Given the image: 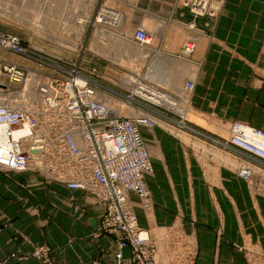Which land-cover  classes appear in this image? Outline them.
Listing matches in <instances>:
<instances>
[{"label": "crops", "instance_id": "crops-1", "mask_svg": "<svg viewBox=\"0 0 264 264\" xmlns=\"http://www.w3.org/2000/svg\"><path fill=\"white\" fill-rule=\"evenodd\" d=\"M123 1L131 18L120 39L132 41L145 24L152 28L150 71L164 88L165 61L182 50L192 15L181 0ZM114 16L107 10L101 23L119 26ZM195 23V49L181 58L177 71L182 86L196 66L189 105L199 121L189 120L183 129L188 141L160 123L139 127L153 166L145 176L152 213H144L135 194L128 196L139 227L157 245L162 241L155 234L164 229L178 228L192 240L193 264H247L242 246L260 249L264 262V194L251 191L236 173L242 162L261 161L227 142L233 121L264 130V0H225L217 16L197 17ZM195 140L205 152L194 148ZM102 213L88 191L45 182L34 172L0 171V258L42 264L32 254L46 245L55 264H110L115 236L98 234Z\"/></svg>", "mask_w": 264, "mask_h": 264}, {"label": "built area", "instance_id": "built-area-1", "mask_svg": "<svg viewBox=\"0 0 264 264\" xmlns=\"http://www.w3.org/2000/svg\"><path fill=\"white\" fill-rule=\"evenodd\" d=\"M184 5L195 15L213 17L217 12L210 0H185ZM133 38L139 45L151 41L149 31L143 28H137ZM0 43L24 54L28 50L11 35L0 33ZM194 46L189 40L184 51L190 54ZM55 68L63 69L60 65ZM74 68L62 74L35 73L37 105L0 103V171L34 172L46 181L92 193L103 207L98 234L115 236L114 261L110 264H193L194 244L178 228L168 229L162 239L166 261L163 259L159 244L148 230L139 227L128 196L135 194L145 214L152 213L154 203L145 176L153 172V166L139 127L154 126L155 118L147 112L134 116L116 113L106 105L104 92L94 81ZM30 73L25 66L0 61V93L20 91L28 83ZM134 83L135 93L131 89L129 95H120L125 99L133 96V103L153 113L160 114L156 108L163 105L173 109V104L179 103L157 86H145L141 80ZM10 85L16 88L10 89ZM193 88L194 80L189 79L183 93L189 95ZM227 142L261 161L245 162L236 173L251 190L264 194V130L234 121ZM126 248L128 256L124 254ZM239 249L245 251L249 264H262L263 256L245 247ZM49 254V248L42 246L32 256L42 264H54ZM0 264H5V260L0 259ZM84 264L101 263L91 260Z\"/></svg>", "mask_w": 264, "mask_h": 264}, {"label": "rangeland", "instance_id": "rangeland-1", "mask_svg": "<svg viewBox=\"0 0 264 264\" xmlns=\"http://www.w3.org/2000/svg\"><path fill=\"white\" fill-rule=\"evenodd\" d=\"M184 1L185 0H181L182 4H184ZM218 1L221 3H218ZM122 3H124L123 0H0V33L16 37L19 40V44L22 47L28 49L26 54H24L12 49H7L0 43V61L1 63H14L28 68L31 72L29 76H33L31 79L33 81L31 86H33V88L34 82L37 79V75L35 73L43 72L46 74H62V72H66V70H73V68L76 66V69L74 68L75 71H77L78 67V70L83 75L94 81V84L97 86V88L104 92L102 96L107 95L108 98L112 100L111 104H113L111 106L116 105L113 100L118 101L122 107L124 106V114L122 112L121 115L134 116L147 112L155 118L154 125L160 123L165 131L171 132L176 136L180 135L183 139L188 141L189 138L183 133V129L185 126H188L189 120L199 121L190 111V94L187 95L183 93L184 84L182 86L179 85L180 87L177 86V88L174 87L175 82L174 85L168 84V80L166 81L165 79L164 83L167 86L173 88V90L167 86L163 88L153 81L154 75L150 71L152 60L150 61V50L148 49L149 44L139 45V43L135 42L133 37L132 41H126L122 38L120 39V33L123 32L121 29H125L127 27L131 18L130 13L128 14V11L126 12V8ZM224 3L225 0H210V5L212 4V6L217 9L216 15L213 17L217 16L222 11ZM184 7L187 8L192 15L191 20L187 21L186 23L188 32L185 34L184 43L189 40H192L195 43V40H193L196 39L195 19L197 17L211 16L207 14L195 15L189 6L184 5ZM121 9L126 13L125 16L127 20H123V17H121ZM107 10L115 13L116 16H114L115 19H113V24L118 23L120 24L119 27H110L101 23L103 22V18ZM97 17H99L101 20L99 21ZM81 19H86V21L84 22L82 20V22H78V20ZM120 21L122 22L119 23ZM143 29L149 31V34L151 35V41L149 43L153 44L154 39L152 29H150L147 24H145ZM99 36L102 37L99 38ZM107 39L109 42H107ZM108 43L110 46H107ZM131 44L134 45L133 47H139V49L142 50L143 55L141 54L139 60L135 52H131L133 56L130 55L131 53L129 54V52H124L130 50L128 47L131 48ZM193 49H195V46ZM192 53L193 52L187 54L184 51L183 46L182 50L178 54H175L173 58H180V62L181 58L188 59L189 55ZM144 55H146V57ZM12 57L15 58L13 59ZM59 65L62 66L63 69L58 70L55 68V66ZM181 66L182 65H180L178 68H175L174 70L177 78L179 76L177 70L180 69ZM195 71L196 66L195 69L192 70V74L186 75L187 80H195ZM150 74L152 76H150ZM175 75L173 74V76ZM122 76H126L128 78L130 77L134 82L141 80L142 84L145 86H157L160 90L168 93L171 98L178 100L179 103H174L173 109L169 108L168 105H163V107L156 108L160 114L153 113L152 111L145 109V107H142L135 102L133 103L132 99L129 98L131 95L128 97V99H125L121 96L122 94L129 95L131 91V87L123 85V82L127 80L122 78ZM3 82L6 83L8 80ZM8 87H10V89L16 88L14 85H10ZM23 90L24 89L22 88L20 91L11 92V95L7 94L6 96H9L7 97L8 99L12 98L18 100V98H21L19 96H22L20 94L23 93ZM1 98L2 100L7 99L6 97L4 98V95L0 93V99ZM22 99L25 98L22 97ZM136 99L137 101L143 103L140 98L136 97ZM122 100H125V102ZM19 105H21V103H19ZM127 108H130V110H133L136 113L129 115V110L127 111L128 113L124 111ZM175 108L183 109L184 113L186 112L185 117L181 113L174 111ZM170 120H174L178 125H175V123ZM181 121L184 122V124H179ZM196 143L200 144L199 141L195 140L193 142L194 148L196 150H201L202 153L205 152V150L197 148L198 144ZM243 164H245V162H242L240 165L236 166V169ZM43 181L48 182L44 179ZM245 182L247 183L246 180ZM247 186L250 189L248 183ZM167 231L168 230L164 229L155 234L158 235L156 237L162 241V243L159 245V250L162 252L161 256L165 261V242L162 239L166 235ZM242 247L251 249L259 256L263 255L260 249L247 246ZM240 251L244 252L245 254L244 250ZM49 255L52 262L55 264L51 254ZM14 256L15 255L13 254L11 255L12 258ZM0 259L5 260V264H7L6 259ZM260 261L262 264H264L263 258ZM247 264H249L248 261Z\"/></svg>", "mask_w": 264, "mask_h": 264}, {"label": "bare ground", "instance_id": "bare-ground-1", "mask_svg": "<svg viewBox=\"0 0 264 264\" xmlns=\"http://www.w3.org/2000/svg\"><path fill=\"white\" fill-rule=\"evenodd\" d=\"M167 11V10H166ZM120 17V16H119ZM122 17V16H121ZM98 18V20L100 21L101 19L99 18V17H97ZM115 19V18H114ZM82 20L85 22L86 21V19H81V20H78V22L80 21V22H82ZM84 22H83V24H84ZM119 25V24H118ZM122 26V25H121ZM139 26V25H138ZM152 26H154V25H152ZM37 27V26H36ZM40 27V26H39ZM112 27V26H111ZM119 27V26H118ZM143 28V27H142ZM152 29V28H151ZM154 29V28H153ZM146 30V29H145ZM37 31V30H36ZM62 31V30H61ZM151 32V31H150ZM39 33V32H38ZM75 34V33H74ZM64 35V34H63ZM102 35V34H101ZM103 36V35H102ZM102 36H99V38H101ZM126 37H127V35H126ZM133 37V36H132ZM126 39V38H125ZM128 40V39H127ZM193 40H195V39H193ZM120 43H122V42H120ZM127 45V44H126ZM134 45H132L131 44V48L130 47H128L130 50L129 51H124V52H129V54L131 53V52H135L139 57L141 56V54L143 53L142 52V50H140L139 49V47L138 48H134L133 47ZM80 50H81V47H80ZM127 50V49H126ZM146 53V52H145ZM144 53V54H145ZM148 54V53H147ZM130 55H132V53L130 54ZM143 55V54H142ZM127 56V55H126ZM133 56V55H132ZM145 57H146V55H144ZM148 56V55H147ZM161 56V55H160ZM154 58V57H153ZM163 58V57H162ZM157 61V60H156ZM128 62V61H127ZM163 62H164V60H163ZM166 63H165V66L166 67H164V69L165 68H167V71H168V73H167V76H166V81L168 80V84H172V85H174V82H175V86L174 87H177V86H179V85H181V82H180V78H179V76H178V78L176 77V75H175V73H174V70H175V68H178L180 65H182L181 64V62H179V59H174V58H169V59H166V61H165ZM125 63V62H124ZM160 69V68H159ZM153 70V69H152ZM166 72V71H165ZM155 73V72H154ZM153 74V73H152ZM173 74L175 75V76H173ZM162 76H163V74H161ZM150 76H152L151 74H150ZM113 77V76H112ZM174 77V78H173ZM33 78V76H29V81H28V83L25 85V88L23 87V93H21L20 95H22V96H19V97H21V98H18V100L16 99H12V98H7V97H9V96H6L7 95V93L6 94H3L4 95V98L6 97L7 99L5 100H2V98L0 99V103L2 102H8V101H11L13 104H17V105H19V103H21V105L20 106H28V105H37L38 103H39V97L37 96V94H36V92H35V90H34V88H33V86H31L32 84H33V81L31 80ZM115 78V77H114ZM122 78H124L125 80H127V81H124L123 82V85H125V86H128V87H131V89L134 91V93L137 91V90H135V88H136V83H134V81H132L133 79H131L130 77L128 78V77H123L122 76ZM119 80H121V79H119ZM165 80V79H164ZM180 87V86H179ZM178 88V87H177ZM181 89V88H180ZM8 95H11V93H9ZM24 95V96H23ZM103 95V94H102ZM16 96V95H15ZM22 97H24L25 99H22ZM16 98V97H15ZM130 99H134L133 98V96H130L129 97ZM102 99L105 101V103H106V105L107 106H109L113 111H115L116 113H118V114H122V112H123V109H124V106L122 107L120 104H119V102L118 101H115V100H113L114 102H115V104L116 105H113V106H111L112 104H111V102H112V100L110 99V98H108V96L106 95H104V96H102ZM122 104H124V103H122ZM118 106H120V107H118ZM179 106V105H178ZM126 108V107H125ZM183 108V107H182ZM129 110V113L127 112ZM175 111H177L178 113H181L182 115H184V117H185V113H184V110L183 109H179V108H175L174 109ZM124 111H126L129 115L130 114H135L136 112L135 111H133V110H130V108L128 109H126V110H124ZM123 114H124V112H123ZM126 114V113H125ZM127 114V115H128ZM132 114V115H133ZM180 114V115H181ZM181 115V116H182ZM183 136H185V135H183Z\"/></svg>", "mask_w": 264, "mask_h": 264}]
</instances>
